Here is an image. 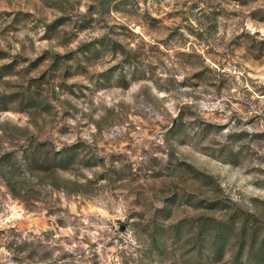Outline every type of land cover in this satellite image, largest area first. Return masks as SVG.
I'll return each mask as SVG.
<instances>
[{"label":"rangeland","instance_id":"obj_1","mask_svg":"<svg viewBox=\"0 0 264 264\" xmlns=\"http://www.w3.org/2000/svg\"><path fill=\"white\" fill-rule=\"evenodd\" d=\"M0 264H264V0H0Z\"/></svg>","mask_w":264,"mask_h":264}]
</instances>
